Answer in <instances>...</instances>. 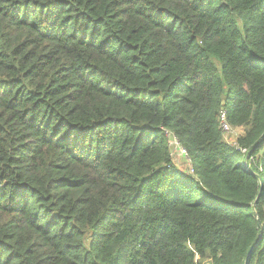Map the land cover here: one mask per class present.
I'll return each instance as SVG.
<instances>
[{"label": "trees", "instance_id": "1", "mask_svg": "<svg viewBox=\"0 0 264 264\" xmlns=\"http://www.w3.org/2000/svg\"><path fill=\"white\" fill-rule=\"evenodd\" d=\"M252 250L264 264V0H0V264Z\"/></svg>", "mask_w": 264, "mask_h": 264}, {"label": "built area", "instance_id": "2", "mask_svg": "<svg viewBox=\"0 0 264 264\" xmlns=\"http://www.w3.org/2000/svg\"><path fill=\"white\" fill-rule=\"evenodd\" d=\"M221 125L224 134H229L231 131L234 130L228 125L224 114L221 115ZM165 135L169 139V145L172 151L174 161L176 157H180L182 160L186 161V163L190 165V173L194 174V170L192 169L191 160L187 150L181 145L178 138L172 132L166 131Z\"/></svg>", "mask_w": 264, "mask_h": 264}, {"label": "rangeland", "instance_id": "3", "mask_svg": "<svg viewBox=\"0 0 264 264\" xmlns=\"http://www.w3.org/2000/svg\"><path fill=\"white\" fill-rule=\"evenodd\" d=\"M244 134L243 129H234L229 134H224V140L230 144H236L237 139ZM183 165V163H181ZM186 171H190V166H185Z\"/></svg>", "mask_w": 264, "mask_h": 264}, {"label": "crops", "instance_id": "4", "mask_svg": "<svg viewBox=\"0 0 264 264\" xmlns=\"http://www.w3.org/2000/svg\"><path fill=\"white\" fill-rule=\"evenodd\" d=\"M174 162H175L176 166L178 167V169L182 170V171L186 170L185 166H187V165L190 166L188 163H186V161L182 160L180 157H178V158L176 157ZM181 163H183V165Z\"/></svg>", "mask_w": 264, "mask_h": 264}, {"label": "water", "instance_id": "5", "mask_svg": "<svg viewBox=\"0 0 264 264\" xmlns=\"http://www.w3.org/2000/svg\"><path fill=\"white\" fill-rule=\"evenodd\" d=\"M255 205H256V203H255ZM252 254H253V250L250 252L249 257L247 258V261H246L247 264H248L249 259H250V256H251Z\"/></svg>", "mask_w": 264, "mask_h": 264}]
</instances>
